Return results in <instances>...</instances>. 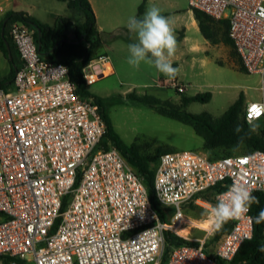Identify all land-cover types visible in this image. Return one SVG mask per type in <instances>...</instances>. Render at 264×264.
<instances>
[{"label": "built area", "instance_id": "built-area-1", "mask_svg": "<svg viewBox=\"0 0 264 264\" xmlns=\"http://www.w3.org/2000/svg\"><path fill=\"white\" fill-rule=\"evenodd\" d=\"M187 2L215 21L228 20L242 67L259 78L260 100L246 103L247 122L250 106L264 105V0ZM8 34L21 65L12 90L0 87V258L11 264H160L169 232L196 244L174 247L165 264L232 262L253 235L250 211L225 223L208 254L205 244L215 231L205 227L207 217L195 222L183 207L192 202L205 211L238 181L264 193V150L218 159L197 151L162 154L154 193L173 213L161 222L143 180L115 147H100L105 126L97 105L75 92L68 67L43 59L22 23H11ZM108 64L106 57L92 59L82 69L86 85L112 74ZM173 86L184 93L182 85ZM215 186L214 203L203 199ZM192 230L203 236L190 237Z\"/></svg>", "mask_w": 264, "mask_h": 264}, {"label": "trees", "instance_id": "trees-1", "mask_svg": "<svg viewBox=\"0 0 264 264\" xmlns=\"http://www.w3.org/2000/svg\"><path fill=\"white\" fill-rule=\"evenodd\" d=\"M64 1L67 2V8L70 10L73 17H57L52 26L42 24L23 12H9L5 15L3 20L0 21V52L10 66L8 81L12 83L15 71L21 65L16 49L8 34V26L13 22H20L32 30L33 38L37 47H39L40 56L47 61L66 65L69 70L70 80L75 86V92L80 97L91 100V102L97 105L98 112L105 126V133L101 139L100 147L108 148L109 145H112L118 150L132 168L133 172L143 180V183L147 187L150 203L157 212L159 220L161 222H167L173 213V209L159 203L154 193L153 183L159 157L164 153L172 151L161 147L153 149L151 143L147 142L141 145L135 143L128 145L125 144L116 133L108 115V102L92 95L88 91L82 74V69L94 59L90 51L100 47L102 44L100 33L96 28L95 16L87 0ZM142 8L141 5L138 9L139 13L142 12ZM192 11L202 36L213 45L222 43L232 48L233 51H230L231 55L237 59L240 70L245 72L228 35V20L215 21L198 10ZM73 19L77 20L73 22ZM70 25H73L74 31L72 34L75 35V39L65 41L69 39V36H66L64 32ZM2 29L3 37L1 36ZM37 30H39V33ZM5 42L9 44L12 60L8 59ZM0 87H6L4 82L0 83ZM210 99V93L186 97L182 99V107L180 108L174 106L169 101H161L152 95L137 96L129 94V96L125 98V100L143 103L154 109L160 115L190 126L195 135L202 139V149L204 152L221 153V155H223L225 152L232 151L237 144L238 136L234 129L238 124L244 127L245 132L248 131V124L244 119L245 99L243 94H240L237 100L219 117H213L206 112L192 114L181 111L182 108L192 102L207 103ZM259 122L264 123V121ZM241 148L245 149V152L240 154L254 150H264V126H261L257 133H252L249 138H246L243 145L239 147V149ZM227 156H212L210 159H218ZM218 191L219 186H215L203 193L202 197L206 201L214 203V195ZM253 194L259 197L260 203L258 205L254 204L251 207V216H255L261 208H264V193L254 192ZM65 204L66 202L64 201L61 210H64ZM187 205L193 212L195 210L204 211L194 206L192 202H189ZM226 228L227 225L225 224L220 230L215 231L207 239L205 251L208 254H212V246L220 240L222 235L226 232ZM164 239L165 248L160 264H165L168 254L174 247L196 244L185 241L169 232L164 233ZM261 244H264L262 224H254L252 239L241 245L235 258L229 264H264V254L257 251L258 246ZM12 261L14 260L10 258H0L1 264H11ZM217 262L218 264H224L220 260H217ZM16 263L20 264L22 261L17 260Z\"/></svg>", "mask_w": 264, "mask_h": 264}, {"label": "rangeland", "instance_id": "rangeland-1", "mask_svg": "<svg viewBox=\"0 0 264 264\" xmlns=\"http://www.w3.org/2000/svg\"><path fill=\"white\" fill-rule=\"evenodd\" d=\"M26 1L27 4L35 7L37 13L35 16L42 21V24H51L48 22L49 13H52L54 9L48 0ZM56 2V9H63L67 6L64 0ZM120 2L125 11L136 2L132 12L137 16L138 7L142 2L146 6V11L151 4L150 0H120ZM186 5L188 6V2ZM228 14L229 12H226V15ZM127 21V19L124 20V22ZM178 35L179 33L176 38ZM131 36V39L128 38L124 35V31L120 30L106 32L101 37V46L90 51L93 58L106 57L112 65V74L88 85L87 89L92 95L108 102V115L114 130L122 141L128 145L132 143L141 145L147 142L151 143L153 149L161 147L172 152L197 151L208 158L234 156L245 152L243 148L225 152L223 155L204 152L202 139L195 135L190 126L160 115L143 103L125 100V98L129 94L152 95L181 108L183 98L210 93L209 102H192L181 111L192 114L206 112L213 117H219L237 100L240 94H243L246 103L260 100L258 76L241 71L237 59L231 53L222 51L224 47L228 50L229 48L219 43L216 44L219 50L201 53L197 56L173 58L174 67L180 69L176 82L184 87V93L178 94L172 79L157 72L153 66L142 62L139 68H134L127 63L128 45L137 42V34ZM231 51H233L232 48ZM175 55L178 54L175 53ZM6 66V60L0 55V80L1 76L6 73ZM7 90L11 91L12 88ZM260 124L264 126V123ZM183 212L195 222H201L206 218L201 215L204 211L195 210L193 212L187 204L183 207ZM202 236V232L198 230L191 231L190 237L192 238Z\"/></svg>", "mask_w": 264, "mask_h": 264}, {"label": "clouds", "instance_id": "clouds-1", "mask_svg": "<svg viewBox=\"0 0 264 264\" xmlns=\"http://www.w3.org/2000/svg\"><path fill=\"white\" fill-rule=\"evenodd\" d=\"M127 28L130 32L137 34V42L128 45L127 63L134 68H139L143 62L153 66L157 72L167 78L176 79L180 69L173 67L171 59L178 47L172 18L162 15L159 7L150 5L142 19H137L135 16L129 17ZM253 106L259 109L260 115L251 113ZM253 106L249 108L248 131L245 132L244 127L239 124L234 129L238 136L234 151L243 145L246 138H249L252 133H257L261 128L259 120L264 115V105ZM216 201L214 205H210L201 213L203 217H207L205 227L213 231L220 230L228 221L245 216L254 204L260 203L259 197L253 194L247 182L239 181L234 182L227 191L218 194ZM248 220L255 225L264 224V208H261L255 216H248ZM246 239L251 240L252 236L248 235ZM257 251L264 254V244L259 245Z\"/></svg>", "mask_w": 264, "mask_h": 264}, {"label": "crops", "instance_id": "crops-1", "mask_svg": "<svg viewBox=\"0 0 264 264\" xmlns=\"http://www.w3.org/2000/svg\"><path fill=\"white\" fill-rule=\"evenodd\" d=\"M54 11L52 13H49L50 19L48 22H51L49 26H52L55 22V19L57 17H66L71 18L73 17L70 10L65 6L63 9H56V1L57 0H48ZM53 1V2H52ZM90 4V7L93 11V14L95 16V23L96 28L98 32L100 33V37L103 36V34L108 33L109 31L115 32V31H124V35L128 36V38H132L131 35L136 34L135 32H130L127 28V22H124L125 19L128 20L129 17L135 16L137 19H142L145 12H146V6L142 2L140 6L142 5V12L135 13L132 12L135 5L137 4L134 2L131 7L127 9V11L124 10L120 0H87ZM150 5H155L161 9V14L166 17H171L173 20V29L174 33L177 36V33H179L177 37L178 41V47L177 51L174 57L171 59L173 60L178 57H186V56H197L201 53H209L214 50H219L217 45L211 44L209 41H207L202 34L200 33V30L198 28L197 22L194 18L193 11L188 8L186 5L187 0H150ZM139 6V7H140ZM138 7V9H139ZM36 9L34 6H30L27 4L26 0H0V21L3 20L5 15L9 12H23L28 14L29 16L33 17L38 22H42L38 17L35 16L37 14ZM77 19H73V22H75ZM79 21H82L78 19ZM69 40H73L69 37ZM228 47V46H227ZM222 48V51L229 52L231 51V48ZM0 55L2 53L0 52ZM3 57V55H2ZM4 58V57H3ZM5 59V58H4ZM6 60V59H5ZM6 73L1 76V82H4V85L6 86L4 89L7 90L9 88H12V83L8 81V76L10 73V66L8 62L6 61ZM108 66L111 68V71L113 73V68L111 63L109 62ZM174 67V63H173ZM174 82L177 81L176 79L172 80ZM177 83V82H176ZM246 103V102H245ZM246 105V104H245Z\"/></svg>", "mask_w": 264, "mask_h": 264}, {"label": "water", "instance_id": "water-1", "mask_svg": "<svg viewBox=\"0 0 264 264\" xmlns=\"http://www.w3.org/2000/svg\"><path fill=\"white\" fill-rule=\"evenodd\" d=\"M4 24H5V22H4ZM73 31H74L73 25H70V26H68V28L65 30L64 33H65L66 36H70V34H71ZM37 32L39 33V30H37ZM1 36L3 37V29H2V31H1ZM70 38L75 39V35L72 34V35L70 36ZM65 41H69V39H68V40H65ZM5 44H6V48H7V52H8V59H9V60H12V54H11V51H10L9 44H8L7 42H5ZM38 49H39V47H38ZM13 67L15 68L14 65H13ZM14 70H16V69H14Z\"/></svg>", "mask_w": 264, "mask_h": 264}, {"label": "snow or ice", "instance_id": "snow-or-ice-1", "mask_svg": "<svg viewBox=\"0 0 264 264\" xmlns=\"http://www.w3.org/2000/svg\"><path fill=\"white\" fill-rule=\"evenodd\" d=\"M251 113H254V114H257V115H260V111L257 107L253 106L251 108Z\"/></svg>", "mask_w": 264, "mask_h": 264}, {"label": "flooded vegetation", "instance_id": "flooded-vegetation-1", "mask_svg": "<svg viewBox=\"0 0 264 264\" xmlns=\"http://www.w3.org/2000/svg\"><path fill=\"white\" fill-rule=\"evenodd\" d=\"M71 35H72V33L70 34V36H71ZM70 36H69V37H70Z\"/></svg>", "mask_w": 264, "mask_h": 264}]
</instances>
